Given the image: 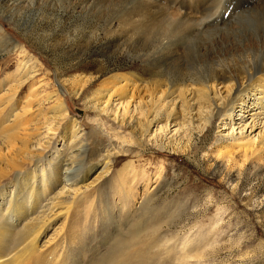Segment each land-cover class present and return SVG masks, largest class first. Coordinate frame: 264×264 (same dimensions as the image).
Segmentation results:
<instances>
[{
	"label": "rangeland",
	"instance_id": "obj_1",
	"mask_svg": "<svg viewBox=\"0 0 264 264\" xmlns=\"http://www.w3.org/2000/svg\"><path fill=\"white\" fill-rule=\"evenodd\" d=\"M150 1L158 4L151 9L154 16L170 6H190L192 13L202 14L218 2L215 9L221 4L224 12L214 24L222 25L192 39L179 57H172L167 53L172 48L162 44L161 26L155 24L146 42L125 23L142 0H0V82L16 71L18 54L11 47L20 44L33 58L34 68L17 98L19 106L32 89L37 100L58 91L67 120H76L88 145L81 172L48 192L50 200L62 195L67 202L77 194L71 211L52 221L36 251L25 252L26 244L16 248V241L5 243L19 264H264V143L259 138L264 123L254 124L248 113L240 115L239 102L232 118L216 114L210 123L205 108L194 105L200 114L194 121L181 126L162 118L143 135V126L136 124L143 118L136 103L125 115L121 100H113L104 114L92 103V92L108 76L142 74L152 64L156 74L159 71L155 79L162 72L177 84H192L215 67L264 69V10L253 9L238 19L240 0ZM169 46L175 48V43ZM223 76L218 87L230 84L231 78ZM81 77L89 79L74 84ZM11 82L0 87V95ZM53 103L35 101L26 116L41 127L27 143L30 150L41 149L52 138L47 157L37 166L33 163L38 157L16 153L10 143L18 142L7 144L0 138V153L11 157L8 164L0 160V212L16 193L17 168L35 173L38 183L54 153H67L61 126L49 130L58 123L45 122L54 113ZM32 122L24 129L32 131ZM50 200H43V209Z\"/></svg>",
	"mask_w": 264,
	"mask_h": 264
},
{
	"label": "bare ground",
	"instance_id": "obj_2",
	"mask_svg": "<svg viewBox=\"0 0 264 264\" xmlns=\"http://www.w3.org/2000/svg\"><path fill=\"white\" fill-rule=\"evenodd\" d=\"M34 1L32 0V2ZM144 2L145 3H143L142 0V5L140 4L141 7L139 5L140 8H138V11L125 17V23L127 22V25L131 30L134 29L135 31L136 29L139 31L143 37H141V40L144 39L146 42H148L150 35L153 33L155 24L158 25V28L161 26L160 29L163 33V37H161L162 44L165 47L172 48L170 52L166 51L167 53H170L172 57H179L182 54L180 52L181 48L188 42L192 41V39L194 41L196 38H200L202 34L205 35V33L215 29L217 25H220L221 23L219 24V22L218 24L214 23L224 12V8L222 9L221 4H219L221 7L220 9L219 6L218 9H215L217 7L216 4H218L216 1L217 3L214 4L213 7L203 11L202 14L192 13L188 10L190 9V6L185 9H173L174 7L170 6L166 9H164V7V11L162 12L160 10L159 14L155 13L157 10L155 11L154 9L153 12L157 14L154 16V14L152 15L150 13L152 11L151 9L158 5L156 1L155 4L150 0H145ZM224 2L222 0L220 3ZM240 2L241 3L236 5V9L240 11H235V14L238 12V14L235 15L237 18H241L253 9L260 11L264 10V4L259 5L253 0H240ZM210 10V13L207 12ZM219 21H221V18ZM172 39H175L176 42L172 41ZM173 42L175 43V48L169 46L171 43L173 44ZM205 43L206 42H204L203 45H205ZM11 49L17 52L18 63L16 71L5 76V78L0 82V87H2L7 84V82L12 81L9 85H7V92L0 95V138H3L4 141L6 140L7 144H9L8 142H18L17 145L15 143H10L13 144L11 147L14 148L16 153L21 154L22 152H25L26 155L30 154L31 158L38 157L33 163V165L37 166L44 156L47 157L46 153L48 152L47 150L51 148L50 141L52 138L50 139L48 137L49 139L45 144L41 143V149L32 150L31 148L30 150L27 143L30 141L29 139L32 138L33 133L38 131L41 127L39 122H32V118L28 119L26 116L30 114V108L35 101H39V105H41L40 103L43 101L47 102L48 100H53L54 103L51 108L54 109V113L49 117H46L45 122L54 119V121L58 123L56 124L57 126L55 125L54 127H50L49 130H57V128L59 129L61 126L64 131L62 138L67 143V153L66 151L62 152L59 150L54 153L55 156L53 159L50 158L51 160H49L47 167H43V175H40L41 180H39L38 183L36 181L39 178L35 173L31 176L29 171L26 172L23 169L17 168L21 171L16 173V178L14 179L13 185L15 186L14 191H16V193L14 192L15 194H13V197L8 201L9 206L6 207L5 211L0 212V264H19V259L14 258V256L7 251L8 243L5 245L7 241H16V248L26 244L25 252L31 253V250L36 251L37 248H39V241L41 237L43 236L45 230L52 224V221L58 216L68 214L71 211L77 194L74 193V198L71 201L70 199H67L70 201L67 202L64 197H61L62 195H54L55 197L50 200V198L47 197L48 192L53 189L57 183H61L62 181H71L81 172L84 167L83 159L85 158L88 146L86 144V138L83 135L84 133L80 131V126H78L76 120H67L66 103L58 91L55 90L53 92L43 93L40 99L37 100V98L34 97L35 93L31 87L32 90L27 94L23 104L19 106L17 98L24 84L32 79V75L29 73L34 68V61L30 54L23 46H20V44L13 45ZM248 59L249 58L247 57L246 61H248ZM153 65L154 64H152L150 71H145V73L142 74H139L136 71L118 72L108 76L104 79V81H101L98 87L92 92L94 110L99 113L102 112L103 114L107 113L109 106L113 103V100L117 99L121 100L122 104H124L123 108L125 111H123L125 115L128 113L130 104L136 103V109H139L143 114L142 120H137L138 123H136L138 126L139 123L143 126V128H141L143 135L149 131L150 126L154 122L159 121L162 118H165V121L168 124L174 122L175 124L177 123L181 126L185 124L184 122H186V120L192 121L194 116L197 115V107H199V109L205 108V112H207L206 119L209 123L211 117L214 115L216 116V114L232 118V111L238 102L240 115L246 116L248 113V116L250 115L254 120V124L255 121H261V123H264V69L252 70V67L249 65H245L241 68H233L231 67L232 65L227 66V68L220 67V69L215 67L211 68L207 75L205 74L206 77L203 76L204 78H201L200 80H192V84H185V82L177 84V81H171V77L166 76V73L162 72L159 73V78L155 79V76L158 75L159 71L156 74L154 71L156 67ZM226 74L231 78L230 84L226 85L224 83V85L222 82V86L218 87V84L221 82L218 80ZM88 79L81 77L73 82L74 84L76 83V85L84 84ZM74 93H76V90ZM196 93L199 96V100L195 98ZM251 94L254 96L249 97ZM247 97L251 98L252 102H249L246 99ZM247 101L251 104H246ZM194 105H196L195 110ZM122 117L124 118V116ZM26 118L27 120H25ZM115 119H117L116 116H114V120ZM60 121L62 125H60ZM31 122L34 123L32 131L28 130L30 127L24 129V125L26 123H28V125H32ZM21 130L24 132H21ZM259 138L263 144L264 131L261 132V136ZM124 141L129 142L126 138ZM141 142L143 145L146 143L144 140H141ZM251 143L253 142H250L249 144ZM262 144L261 146H263ZM245 145H248V143ZM2 154L0 153V160H6V163L10 161V159L7 160V158L11 157H6L9 155L6 154L5 156L4 154L3 156ZM21 163L23 162L21 161ZM108 163H110L109 156L106 161V168L109 167ZM12 165L16 167L19 166L16 164ZM104 171L105 170H103V172ZM23 176H25V178H23ZM29 176L30 178L28 179ZM100 177L98 176V179ZM21 179H23L24 182ZM94 181L91 184H95ZM87 187H90V185ZM87 187L86 189H88ZM44 199H48L51 202H49L46 209H43ZM39 207H42V210H38ZM16 224H20L21 228L17 229L15 227ZM40 249L39 251H41Z\"/></svg>",
	"mask_w": 264,
	"mask_h": 264
}]
</instances>
